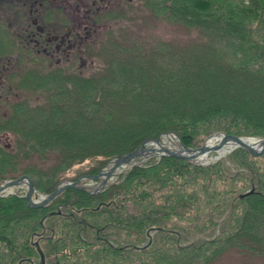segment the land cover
I'll return each mask as SVG.
<instances>
[{
    "label": "trees",
    "instance_id": "16d2710c",
    "mask_svg": "<svg viewBox=\"0 0 264 264\" xmlns=\"http://www.w3.org/2000/svg\"><path fill=\"white\" fill-rule=\"evenodd\" d=\"M140 2L137 16L130 0H115L98 13L110 26L70 42L79 63L83 54L96 62L90 75L54 71L32 105L7 92L18 99L0 113V130L15 137L0 144L13 152L0 158V180L29 175L47 196L163 132L194 142L218 131L264 137V0ZM142 96L166 106L145 116ZM92 108L97 120L136 113L114 126L94 123ZM140 163L96 192L68 187L42 207L19 191L1 195L0 264H39L35 242L44 264H218L229 253L264 264V152L235 147L206 165L168 156Z\"/></svg>",
    "mask_w": 264,
    "mask_h": 264
},
{
    "label": "rangeland",
    "instance_id": "374dc122",
    "mask_svg": "<svg viewBox=\"0 0 264 264\" xmlns=\"http://www.w3.org/2000/svg\"><path fill=\"white\" fill-rule=\"evenodd\" d=\"M130 1L132 2L130 4L132 6L130 10H132L133 15H137V16L145 15L140 0H130ZM114 2L115 0H0V64H4L5 66L10 67V69L7 68V72H5V74H2L0 78V83H1L0 97L2 96L4 98V99L3 98L0 99V113L2 112V110L7 109L15 99H18L16 96L11 97L10 94H7V92L9 93V91L11 90L13 91L14 94L20 95V92L25 93L24 94L25 97L29 99V103L32 105L35 104L37 100H40L42 96L43 87L47 82L46 80L47 77L51 75L58 76L59 74H61L59 71H63L65 73L79 72L78 70H76L78 68L83 69L84 75H90V73L94 70L93 67L96 62L90 61L89 57L83 54L82 56L85 57L84 58L85 61L79 63V60L74 59V55L71 54L72 50L69 52L70 49L69 48L66 49L68 45L66 40H68V42L70 41L71 43H73L75 42L77 37H81V39L84 38L85 29L86 30L89 29L92 32L93 30L102 32L108 25L110 26V24L106 21V19L101 18L98 15V13L103 12L104 9L107 8L106 6H110ZM45 13H47L46 16ZM32 17L37 19V23L35 25L37 26L39 25L42 26V28H44L41 37H39L38 34H36V37H34L40 39L39 40L40 46L37 47L34 46L32 42H28L29 40L28 37L24 39L22 33H21L22 36L19 35V32H21L25 27H27L28 29L27 31L29 33L35 32V25L30 22V18ZM137 18H138L137 24L143 25L141 16ZM55 19H58L60 25L61 24L67 25L69 29L73 30V32L70 33L71 35L69 34L65 35L60 30L59 32L60 34L58 35L60 37L56 36L54 32L56 30L54 28V25L59 23L57 21H54ZM115 30L117 31L118 29L116 28ZM158 31L159 34L161 33V35H165L164 34L165 32H162L160 29H158ZM75 33L78 35H76ZM46 35L48 37L56 36V38L50 39V41L48 42H44V36ZM61 37L65 38L64 41L65 44H61V43L59 44V38ZM56 44H59V47H61V49L60 48L59 50L56 49L55 47ZM62 50L64 51L60 52ZM239 58L240 57L237 53L236 60H240ZM54 71L58 72L59 74L53 73ZM20 75H22L23 77L24 75L29 76L28 78L29 80L26 84H24ZM36 76H39V79H37ZM36 82L39 83L37 84ZM20 83L23 84H21V86L17 89L18 86H16V84H20ZM37 85H40V87H38ZM179 85L182 86L181 84ZM188 93L190 94V92ZM180 94L181 97H178L179 99L183 100L184 98H186L185 91H181ZM7 96L10 97L8 98V100H6ZM146 98H147L146 96L145 97L142 96V102L144 104H146L147 102ZM170 101L173 103V99H170ZM246 102L254 103V101L252 100H246ZM158 103H156L152 107L148 106L151 105V103L143 105L144 107H142L141 109L144 110L143 113L145 114V116L147 114H148L147 116H149V114L153 112L152 110H156V111L159 110L161 108V105L166 106L164 101H159ZM134 111L135 110L133 109H131V112L129 110L125 111L122 117L121 114H118L116 112L115 114H113V116L109 114L108 116L106 117L102 116L99 119L102 120L100 122L107 120L110 123H112V125L114 123L115 126L118 123L127 121L129 115L131 116L133 113H136V111L135 112ZM91 112L93 114L95 112V108H92ZM94 114H95L94 123L95 121L97 123V121L99 120V119L97 120L98 113L97 114L94 113ZM78 118L81 121H83V119H81L80 117ZM153 118L155 119L156 117L153 116L152 119ZM110 128H112V126ZM219 133H224V132H219V131L214 132L211 135L204 137L202 141L199 140L197 142H194V140H192L191 138H186L181 140L180 137L179 136L177 137L174 132H168V133L163 132L162 134L159 135L158 138H160L161 145L171 148L173 151L176 152V154H178L176 148L179 145H180L179 147L184 150L195 152L196 155L194 156L193 160H188V161L182 160V161L192 163L195 165H206L209 163H213L214 161L220 159L221 157H224L225 155L230 153L235 147H238L231 144H225L219 149L211 148L212 151H210L206 155V157L201 158L200 157L201 155L197 153V150L202 147V144L205 141H207L208 139L214 137L216 134ZM13 134L14 133L10 127L1 129L0 142L2 143L0 144L3 146V144L10 143L12 140H14L15 136H13ZM22 138L24 139V137ZM243 138L253 140L255 144L264 137L262 138H260V136L254 137L247 134V136ZM31 140L34 141V138ZM214 141L215 143L213 145H210V147L217 145L218 143L217 139H214ZM153 146L155 148H158L157 145H153L151 143L146 144L145 147L150 148ZM9 150L7 148L2 150L0 152V158L3 157L6 160L5 156H8L7 154L11 155L13 153L10 152ZM142 154L135 156L131 162L115 168V170L110 174V176L112 174L117 175V173L121 172L123 169L131 167V164L132 165L141 164L140 163L141 161L143 162V160H147L153 156L157 158H159L160 156L174 157L169 155L167 152L156 151V150H152V151L150 150ZM89 162L93 163V161L87 159L81 164L79 163L74 165L70 169L69 173L70 174L74 173L76 168H78V166L80 167ZM6 163L7 162L5 161L4 164ZM115 175L111 178H108L109 176L108 175L103 186L107 183V181L114 180ZM101 179H103V177L99 179L83 178L78 185L79 188L77 189L85 188L92 192L93 190L100 188ZM1 181L2 180H0V186H1ZM4 181H8V180L5 179ZM28 184L29 182L26 181V179L23 180L21 179L18 184H15L14 186L10 187L11 190L9 192V195L14 194L16 191H19L21 194L26 193L28 190ZM2 193H4V191ZM33 194L34 195L32 201L35 203L41 202L44 198L49 196V195L46 196L43 193H39V194L33 193ZM53 199L54 198H52V200ZM50 201H48L44 205H47ZM4 245H5L4 243L0 245V248L3 249L1 253L4 252V248H3ZM218 264H257V262L249 260V258L246 259L245 257L236 253H229L225 255L223 260Z\"/></svg>",
    "mask_w": 264,
    "mask_h": 264
},
{
    "label": "water",
    "instance_id": "95a60500",
    "mask_svg": "<svg viewBox=\"0 0 264 264\" xmlns=\"http://www.w3.org/2000/svg\"><path fill=\"white\" fill-rule=\"evenodd\" d=\"M215 136H220L221 137L219 139V141H218V143H217L216 146H213V147L207 146L206 145V141L202 144V147L206 149L207 153H209L210 151H212L211 148L219 149L220 147L224 146L225 144H231V145H234V146L242 147L251 156H259V155H261L264 152V138L261 139L258 142L259 143L258 146L252 147L249 144V142H248L249 139H247V138L238 137V136L231 135V134H224V133H219V134H216ZM148 143H152L153 145H157L158 148H155L154 146L153 147H150V148H146L145 146ZM142 150L144 151V153H146V152H148L150 150L151 151L152 150H156V151L167 152L169 155L174 156V157H177L180 160H185V161L193 160V158L195 156V154H193L192 156H187V157L179 156L171 148H168V147H165V146L161 145L160 144V138H157V139H146L144 142H142L140 144V146L138 148H136V149H134V150H132V151L126 153V154H123V155H121L118 158H114V159L110 160V161H113L114 164L108 170H104V171L101 170V171H99L95 175H90V176L89 175H84V176H81V177L77 178L74 181H66V182H63V183L57 185V187L55 188V190L49 196H47L46 198H44L41 202L35 203V202H33L31 200V195L35 191V189H34L33 181H32V179L28 175H21V176L15 178V179L5 181V184H3V185L0 186V192L2 190H4L5 188L12 187L15 184H18L21 179L22 180L23 179H26V181L29 182V184H28V190H27L28 206H30V207H41L44 204H46L48 201L52 200V198H54L59 192H61L65 188H68V187L79 188L78 185H79L80 181L83 178L97 179V178L103 177V179H101L100 188L94 190V192H96V191H98V190L101 189V187L105 183V180H106L107 176L110 175L115 170V168H117L119 166H122V165H124L126 163L131 162L132 159L135 156H138V155L141 154L140 152ZM81 189H84V188H81ZM243 196H244V194L243 195H240V197H243ZM35 246H36L37 251H38V253L40 255V262H39V264H44V254H43V252H42V250H41V248H40V246L38 245L37 242H35Z\"/></svg>",
    "mask_w": 264,
    "mask_h": 264
},
{
    "label": "flooded vegetation",
    "instance_id": "af4514ba",
    "mask_svg": "<svg viewBox=\"0 0 264 264\" xmlns=\"http://www.w3.org/2000/svg\"><path fill=\"white\" fill-rule=\"evenodd\" d=\"M30 22L32 23V24H36L37 23V19L36 18H30ZM28 29H27V27H25L21 32H19V35L20 36H22V34H23V38L25 39V38H27L28 37V42H32L33 43V45L34 46H40L39 45V40L40 39H37V38H34V37H36V34H38L39 35V37H41L42 36V32H43V30H44V28H42V26H37V25H35V32H31V33H29L28 31H27ZM22 33V34H21ZM44 34V33H43ZM47 35H49V34H47ZM44 36V42H48V41H50V39H55L56 38V36H53V37H48V36ZM66 35H68V34H66ZM60 37V36H59ZM64 41H65V38H63V37H61V38H59V44L61 43V44H65L64 43ZM67 41V47H66V49L67 48H71V46L73 45V44H70V41L68 42V40H66ZM59 44H56L55 45V47H56V49H58L59 50V48L61 49V47H59ZM70 46V47H69ZM65 50V49H64ZM64 50H62V51H60V52H63ZM4 65V64H3ZM5 66V65H4ZM4 66H2V68L0 69V78H1V76H2V74H5V72H6V67H4ZM0 85H1V83H0ZM2 97V96H1ZM0 97V98H1ZM26 192V191H25ZM33 193H36V194H39L38 193V191L36 190V188H35V191L33 192ZM32 193V195H31V200H32V198H33V194ZM23 197H25L26 198V201H27V192L26 193H24L23 194ZM27 204H28V201H27Z\"/></svg>",
    "mask_w": 264,
    "mask_h": 264
},
{
    "label": "bare ground",
    "instance_id": "6f19581e",
    "mask_svg": "<svg viewBox=\"0 0 264 264\" xmlns=\"http://www.w3.org/2000/svg\"><path fill=\"white\" fill-rule=\"evenodd\" d=\"M220 138H221L220 136H214V137H212V138H210V139H208V140L206 141V145H207V146L213 145V144L215 143L214 139H217V141H219ZM248 142H249V144H250L252 147H255V146H258V145H259L258 142L254 144V141H253V140H248ZM252 143H253V144H252ZM151 144H152V143H151ZM179 146H180V145H179ZM179 146L176 148V150H177V152H178V154H179L180 156L187 157V156H192L193 154H195V152H191V151L184 150V149L180 148ZM140 153L142 154V153H144V151L142 150ZM197 153L201 155V156H200L201 158L206 157V155L208 154L207 151H206V149L203 148V147H201L200 149H198V150H197ZM195 155H196V154H195ZM113 164H114L113 161H109V162H108L104 167H102L99 171H101V170H103V171H104V170H108ZM25 175H26V174H25ZM28 176H29V175H28ZM109 176H110V175H109ZM109 176H108V177H109ZM29 177H30V176H29ZM30 178H31V177H30ZM31 179H32V178H31ZM32 181H33V180H32ZM3 184H5V181H4V180L1 181V185H3ZM33 184H34V182H33ZM34 189H35V185H34ZM10 190H11L10 187L5 188L4 190H2V191L0 192V195L9 194ZM3 191H4V193H2Z\"/></svg>",
    "mask_w": 264,
    "mask_h": 264
}]
</instances>
